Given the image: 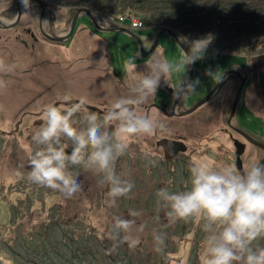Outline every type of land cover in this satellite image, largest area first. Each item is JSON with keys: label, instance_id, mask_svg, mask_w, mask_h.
<instances>
[{"label": "rangeland", "instance_id": "374dc122", "mask_svg": "<svg viewBox=\"0 0 264 264\" xmlns=\"http://www.w3.org/2000/svg\"><path fill=\"white\" fill-rule=\"evenodd\" d=\"M19 1L0 0V19L11 22ZM230 1L228 3L231 5L217 6L218 9L210 10L212 14L205 19L202 18L204 12L200 13L201 17L195 16L198 21L205 22V27L192 32L188 30L185 36L189 40L211 36L212 41L203 56H223L229 65L244 64V71L251 73L254 82L259 81L264 88V0ZM41 2L47 9L46 21L41 22L42 28L48 34H63L74 10L84 7L101 16L109 25L129 28L140 40L152 37L155 29L160 27L175 30L184 36L178 29L156 25L149 17L139 16L137 9L124 14L133 13L143 22L142 28L131 29L128 20L123 23L118 21V10L112 12L105 7L114 4V0L101 4L106 9L98 8L100 4L92 3L93 0ZM214 2L207 0L203 5L205 1L200 0L195 7L200 10L199 7H208ZM24 9L15 26L0 30V58L16 65L14 71L0 73V79L8 81L7 88L0 90V105H3V110H0V264H199L203 234L198 224L195 221H178L170 225L164 212L156 207L155 192L164 187L173 191L182 189V186H186L188 174H184L182 168L175 175L167 169L159 172L151 168L148 161L156 158L153 136L132 138L128 141L129 152L118 158L117 172L123 173L124 178L130 179L135 187L128 197L118 199L115 206L107 203L108 188L98 183L99 177L80 168L72 170L78 174L81 191L71 198L26 179L30 170L29 150L35 148L31 135L42 123L40 108L43 105H67L84 96L87 105H102L106 108L113 98L128 92V78L123 68L122 73L120 68L115 71L124 77V85L115 79L103 77L104 53L99 54L95 72L83 70L81 58L88 55V43L98 37L81 34L80 29L90 27V31L101 35L102 40L110 44L112 42L109 46L110 55L116 64L134 58L138 50L129 36L98 33L97 29L90 26L87 16L78 19L77 30L68 45L46 40L39 29L40 8L28 2ZM215 11L220 12L224 19V24L218 27H215L217 22H214ZM26 30L34 37L28 35ZM157 45L153 55L159 53L160 49H164V55L169 57L179 55L176 43L167 34L161 37ZM144 50L148 49L144 47ZM140 56L136 59L145 60L146 57H142L141 53ZM144 65V62L140 63L137 70L143 71ZM220 70L206 76L205 89L201 88L198 96L203 95L217 81ZM259 103H263L261 96ZM83 115L80 112L73 117L75 127H83ZM216 133L211 131L198 134L191 161L205 157L206 140L210 136L219 137ZM62 143L67 145L66 151L70 152L71 142L62 138ZM216 145L213 144L214 147ZM217 158L215 155L212 159ZM216 162L220 163L219 160ZM129 209L142 212L135 219L138 225L147 222L148 227L144 232L136 233L140 243L135 247L123 241L114 247V242L108 238L112 218L121 216L133 219L128 216ZM155 216L160 217L158 224L153 223ZM153 227L166 234L167 246L163 253L154 251L151 237Z\"/></svg>", "mask_w": 264, "mask_h": 264}, {"label": "clouds", "instance_id": "9594fccd", "mask_svg": "<svg viewBox=\"0 0 264 264\" xmlns=\"http://www.w3.org/2000/svg\"><path fill=\"white\" fill-rule=\"evenodd\" d=\"M22 3L27 6L28 0ZM211 41V36L189 40L179 35L176 43L179 55L169 57L160 49L146 61L143 71L137 70L136 58L127 60L128 92L113 98L102 117L88 110L84 96L67 105H43L42 123L31 135L35 148L29 150L30 170L26 179L71 198L81 191L78 174L72 170L80 168L99 177L101 186H107L109 206L128 197L135 185L117 172L118 158L129 152L128 141L132 138L166 130L159 109L149 113L142 105L156 95L162 81L184 73L187 66L203 59ZM15 68V64L0 58V73H10ZM198 84V79L180 78L174 95L178 100L187 99ZM7 86L8 81L0 79V90ZM80 112L84 113L83 127L77 128L73 117ZM62 138L71 142L70 152L66 151ZM148 163L156 166L158 161L152 159ZM187 171L186 186L176 191L167 187L158 189L155 203L170 225L178 221L198 224L203 234L199 264H264V244L259 243L264 239V163L254 161L239 171L234 164H217L211 157H201L193 159ZM141 215L142 212L129 209L128 216L133 219L112 218L108 238L114 247L122 241L132 247L140 243L136 233L148 227L147 222L137 224L135 218ZM159 220V216L153 217L154 224ZM151 237L154 251L163 253L166 234L153 227Z\"/></svg>", "mask_w": 264, "mask_h": 264}, {"label": "flooded vegetation", "instance_id": "af4514ba", "mask_svg": "<svg viewBox=\"0 0 264 264\" xmlns=\"http://www.w3.org/2000/svg\"><path fill=\"white\" fill-rule=\"evenodd\" d=\"M39 13L41 18L39 22L40 34L43 38L48 40L41 32V22L44 20L46 14L43 16L40 9ZM77 25L78 24H76V26ZM76 26L69 39L60 42L62 45L64 44L66 46L73 40V34L77 30ZM162 28H153V30H156V34L162 30ZM80 32L92 38L95 36L98 37L97 40L93 39V41L88 43V55L81 58L83 70H93V72H95L96 64L100 59L99 54L104 53L105 55L102 58L105 60L103 63V77L115 79L119 81L121 85H124V77H120L119 72L117 73L115 70L120 68L122 73V68L125 70V63L116 64L112 61L109 48L112 42L110 44L109 41L102 40L100 37L101 35L95 34L93 30L90 31V27H82ZM26 33H29L28 35L32 38L34 37L33 34H30V31L26 30ZM98 33L104 32L98 31ZM155 34L152 37H145L147 40L141 39L143 47L148 50L150 49L154 42ZM133 43L137 47L139 58H141L138 43L136 41H133ZM157 48L158 45L155 46L145 60L135 59V63L137 65L142 62L146 63ZM165 52L166 51H164V54ZM244 68L245 66L242 63L229 65L227 58L223 56H203V59L194 63L193 75L191 77V80L198 79L199 84L196 86L195 92L184 100H178L174 95V91L179 84L180 78L186 77L190 79L192 64L186 67L184 73L182 71L179 75H174L171 79L161 82L156 95L150 97L148 101L142 105L149 113H151L152 109H159L160 113L163 114L162 119L166 125L165 131H158L153 135L155 139L154 145L156 147L155 160L158 161V163L156 166L149 164L152 169L159 170V172L162 169H167L170 173L173 172V175H175L176 172L182 168L183 173L188 174L187 169L191 161V154L196 150L195 147L197 146L195 145V139L199 138L198 134H200V132L206 134L211 131H216L219 137L210 136L208 140H206L208 144L207 149L205 148L204 151L205 157L213 158L217 155L218 158L214 159L215 162L219 160V164H234L239 171H244L247 165L254 161L264 163V88L260 86L259 81L255 83L253 75L244 71ZM217 69H221L217 75L219 76L217 81L215 80L216 82L214 81L213 85L203 95L198 96L197 94L200 89H205L204 86L207 81L206 76L208 73L211 72L213 75ZM226 72L233 73L225 75ZM219 80L220 86L209 100L194 109L191 113L186 114V111L192 109L198 102L209 95ZM242 82V91L237 101V89ZM259 96L262 97L263 103H259ZM94 107L104 114L106 109L104 106L100 105ZM91 112H96L103 116L100 112ZM208 112L211 113L208 115ZM209 124L211 127H209ZM211 128H214V130ZM166 142L181 143L185 150L175 152L168 148ZM214 143L217 144L215 147L213 146ZM209 144H212L214 149L212 146H209ZM219 146L220 148H218ZM184 187L185 186H182V189ZM182 189L180 188L179 190ZM261 240L259 243L264 244V241Z\"/></svg>", "mask_w": 264, "mask_h": 264}, {"label": "trees", "instance_id": "16d2710c", "mask_svg": "<svg viewBox=\"0 0 264 264\" xmlns=\"http://www.w3.org/2000/svg\"><path fill=\"white\" fill-rule=\"evenodd\" d=\"M109 1L110 0H93L92 3L100 4L98 8L106 9L105 7H107V9L112 10V12L118 10L119 15L117 17L126 14L127 11L131 12V10H133L132 12H134V9H137V14L139 16L145 15L149 17L156 25L170 26L174 29H178L184 36L188 30L192 32L199 27H205V22L198 21L195 16L201 17L200 13L202 14L204 12L202 18L205 19L208 15L212 14L209 12L210 10L213 11L218 9L219 7L217 6L229 5L230 3H228V1L231 2L230 0H215L214 3L210 4L211 6L199 7L200 10L195 7V4L200 0H114V4L102 7L101 4ZM204 1L205 3L203 5L206 4L207 0ZM215 14L216 18L214 22H217L215 27L221 26L219 24H224V19H222L223 15L218 11H215ZM217 16L219 18L218 20ZM137 18L140 19L139 17Z\"/></svg>", "mask_w": 264, "mask_h": 264}, {"label": "water", "instance_id": "95a60500", "mask_svg": "<svg viewBox=\"0 0 264 264\" xmlns=\"http://www.w3.org/2000/svg\"><path fill=\"white\" fill-rule=\"evenodd\" d=\"M21 1L22 0H20L19 1L20 3L17 4L16 15L11 22H7V21L0 19V29H9V28L15 26L19 22L20 17L22 15V12L25 10L24 9L25 6L21 7ZM28 2L36 4L40 8L42 15L45 16L47 9L44 7L41 0H28ZM82 16H87L89 18L90 24H91V25L90 24L89 25L91 27H94L98 31H101L104 33L105 32L106 33H119V34L129 36L133 41H136L138 43L139 52L141 53L142 57H147L153 51V49L155 48V46L157 45V43L159 42V40L161 39V37L163 35H165V34L169 35L175 43H177V36L180 35L175 30L173 31L169 28L164 27V28H162V30H160L158 32V35L155 37L154 42H153L152 46L150 47V49L145 51L140 38L138 36H136L134 33H132V31L130 29L125 28L123 26L114 25V24L109 25V24L105 23L104 20L99 15L92 13L90 11V9H87L84 7L77 8L74 10V12L71 16L70 22H69V26L67 27L66 31L63 34H57L56 35L53 32H51V34H48V33L44 32L43 28H41V32H42L43 36L46 37L50 41L64 42V41L69 39V37L71 36L72 32L75 29V26L77 24L78 19ZM96 18H97V20H96ZM183 47L185 48L186 51L188 50L187 45H184ZM193 67H194V64H192V69L190 72V79L193 75ZM229 73H233V72H226L225 75H227ZM219 86H220V80L218 81L215 88L209 93V95L207 97H205L204 99H202L200 102H198L192 109L186 111V114L191 113L194 109H196L200 105L207 102ZM242 87H243V82L237 89V97H236L237 101H238V98L241 94ZM74 102H79V101H76V100L71 101V103H74ZM86 107L88 108V110L97 111V112H100L103 114V112L99 111L96 107H92L89 105H86ZM166 143H167L168 148L172 149L175 152H177L179 150H181V151L185 150L183 144H181V143H176V142H166ZM179 147H181V148H179Z\"/></svg>", "mask_w": 264, "mask_h": 264}, {"label": "built area", "instance_id": "2783aa9c", "mask_svg": "<svg viewBox=\"0 0 264 264\" xmlns=\"http://www.w3.org/2000/svg\"><path fill=\"white\" fill-rule=\"evenodd\" d=\"M126 20H128L130 22L129 26L133 30L140 29L143 26V23L141 22V20H139L133 13H131L130 15H126V16L125 15H120L118 17V21L120 23H123Z\"/></svg>", "mask_w": 264, "mask_h": 264}, {"label": "bare ground", "instance_id": "6f19581e", "mask_svg": "<svg viewBox=\"0 0 264 264\" xmlns=\"http://www.w3.org/2000/svg\"><path fill=\"white\" fill-rule=\"evenodd\" d=\"M22 4H23V3L21 2V7H23ZM23 5H24V4H23ZM24 6H25V5H24ZM49 17H50V16H49ZM44 20L46 21V16H45V19H44ZM96 20H97V18H96Z\"/></svg>", "mask_w": 264, "mask_h": 264}, {"label": "crops", "instance_id": "0c3cea01", "mask_svg": "<svg viewBox=\"0 0 264 264\" xmlns=\"http://www.w3.org/2000/svg\"><path fill=\"white\" fill-rule=\"evenodd\" d=\"M135 57H138V55H135ZM103 75V74H102ZM102 78V77H101Z\"/></svg>", "mask_w": 264, "mask_h": 264}]
</instances>
